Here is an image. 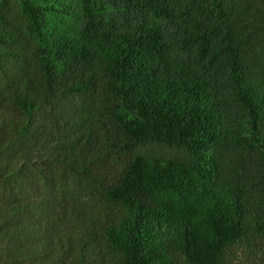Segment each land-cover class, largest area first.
I'll list each match as a JSON object with an SVG mask.
<instances>
[{
    "label": "trees",
    "instance_id": "trees-1",
    "mask_svg": "<svg viewBox=\"0 0 264 264\" xmlns=\"http://www.w3.org/2000/svg\"><path fill=\"white\" fill-rule=\"evenodd\" d=\"M0 264H264V0H0Z\"/></svg>",
    "mask_w": 264,
    "mask_h": 264
}]
</instances>
